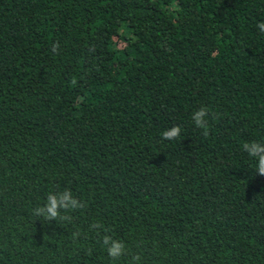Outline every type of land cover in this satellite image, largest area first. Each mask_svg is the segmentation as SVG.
<instances>
[{
  "label": "trees",
  "instance_id": "16d2710c",
  "mask_svg": "<svg viewBox=\"0 0 264 264\" xmlns=\"http://www.w3.org/2000/svg\"><path fill=\"white\" fill-rule=\"evenodd\" d=\"M260 22L264 0H0V264H264ZM65 189L82 207L33 215Z\"/></svg>",
  "mask_w": 264,
  "mask_h": 264
},
{
  "label": "clouds",
  "instance_id": "9594fccd",
  "mask_svg": "<svg viewBox=\"0 0 264 264\" xmlns=\"http://www.w3.org/2000/svg\"><path fill=\"white\" fill-rule=\"evenodd\" d=\"M260 32L264 33V22L257 24ZM208 111L206 108L201 107L199 110L192 114V120L197 128L202 130L207 129L206 117ZM181 128L176 125L171 127L169 130L162 132V139L173 140L180 136ZM207 132L205 131V135ZM243 150L256 161L255 170L261 176H264V143L256 141L246 142L242 145ZM82 207L80 201L73 197L70 190L65 189L64 191L50 192L46 197V202L33 210V215L39 218H43L45 221H52L65 219L62 213H67L72 210ZM70 219V217H69ZM91 227L95 228L98 225L93 224ZM78 235L77 233L73 234ZM102 245L106 248L107 255L113 260H116L124 254L125 246L122 242L113 239L111 236L105 235L102 240ZM139 260V256H133L132 261L136 262Z\"/></svg>",
  "mask_w": 264,
  "mask_h": 264
}]
</instances>
